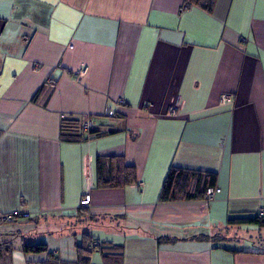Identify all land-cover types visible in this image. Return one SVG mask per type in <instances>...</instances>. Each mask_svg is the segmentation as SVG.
<instances>
[{
  "label": "crops",
  "instance_id": "obj_1",
  "mask_svg": "<svg viewBox=\"0 0 264 264\" xmlns=\"http://www.w3.org/2000/svg\"><path fill=\"white\" fill-rule=\"evenodd\" d=\"M184 2L0 0V211L30 215L0 226V264L41 263L20 236L52 219L73 264L62 235L87 221L86 193L97 223L131 219L123 264H264V227L227 224L264 209V0ZM64 119L96 132L62 141ZM100 155L138 182L97 187ZM171 167L215 173L219 193L159 201Z\"/></svg>",
  "mask_w": 264,
  "mask_h": 264
},
{
  "label": "trees",
  "instance_id": "obj_2",
  "mask_svg": "<svg viewBox=\"0 0 264 264\" xmlns=\"http://www.w3.org/2000/svg\"><path fill=\"white\" fill-rule=\"evenodd\" d=\"M214 0H185V6L198 5L206 12H211ZM83 121L80 119L62 120L60 123L59 138L62 141L78 142L86 138L87 134L94 135L96 131L89 128L87 131L82 130ZM95 178L96 185L99 188L123 187L138 182L136 168L133 165L126 164L122 156L100 155L95 159ZM216 174L211 172L190 171L187 169L171 167L166 173L163 181L158 200L161 202L168 201H191L204 198L205 190L215 186ZM87 209L79 207L77 216H86L87 221L94 222V217L87 216ZM30 220V215L25 218L16 217L10 224L18 220ZM227 224H253L264 227V216L258 213L253 217L228 219ZM20 236V250L23 254L43 255V261L39 264H68L61 262L54 252L48 250L45 242L32 243ZM203 237V236H201ZM167 238H159L158 241L167 242ZM75 262L73 264H90V255L92 251H97L101 256V264H123V247L122 245L111 243L93 242L86 232L82 233L81 244H75ZM10 241L0 242V256L10 252Z\"/></svg>",
  "mask_w": 264,
  "mask_h": 264
},
{
  "label": "rangeland",
  "instance_id": "obj_3",
  "mask_svg": "<svg viewBox=\"0 0 264 264\" xmlns=\"http://www.w3.org/2000/svg\"><path fill=\"white\" fill-rule=\"evenodd\" d=\"M90 205V204H89ZM88 205V206H89ZM87 206V207H88ZM86 207V209H87ZM88 218V217H87ZM54 219L50 221L49 225L45 224L43 227H40L41 234L42 236L39 239H34V236L37 235L33 230L30 232H27L28 235V241H35L37 242H46L48 250L50 252H53V249L57 246L58 243H62V239L56 237L53 235V231H55V227L52 225L54 223ZM103 223H100L97 221H94V223L97 224H92L90 221H84L83 223H80L79 226L72 228L70 230L65 231L68 232L67 234L63 233V237L66 242H70L72 245L73 244H81L82 242V233L86 232L90 239L97 243H111V244H117V245H123L124 242V234L129 230L130 225L132 224L131 219L127 216L123 219H118L114 218L112 220L106 219L105 221H102ZM6 225V224H5ZM17 227V226H16ZM123 228V231H120V228ZM132 230V229H131ZM49 244L54 247H49ZM101 256L100 253L97 251H92L90 255V264H101Z\"/></svg>",
  "mask_w": 264,
  "mask_h": 264
},
{
  "label": "built area",
  "instance_id": "obj_4",
  "mask_svg": "<svg viewBox=\"0 0 264 264\" xmlns=\"http://www.w3.org/2000/svg\"><path fill=\"white\" fill-rule=\"evenodd\" d=\"M87 67L83 65L79 71L76 73V78L77 80H80V78L84 75L86 72ZM230 98L228 95L224 94L221 96V102L229 101ZM170 114H174V111L172 109L169 110ZM82 130L87 131L89 128H91V122L90 121H84L82 123ZM219 188L216 186L209 187L205 190L204 193V198L211 200L215 197L217 193H219ZM91 198L89 194H84L80 199H79V207H87L90 204ZM29 214L28 213H21L19 211H10V212H2L0 211V225L3 223H7L15 219L16 217H22L25 218ZM259 216H264V209H260L258 212Z\"/></svg>",
  "mask_w": 264,
  "mask_h": 264
}]
</instances>
